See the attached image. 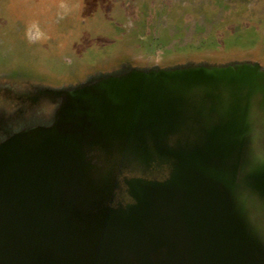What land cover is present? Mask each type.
Masks as SVG:
<instances>
[{
    "label": "water",
    "instance_id": "obj_1",
    "mask_svg": "<svg viewBox=\"0 0 264 264\" xmlns=\"http://www.w3.org/2000/svg\"><path fill=\"white\" fill-rule=\"evenodd\" d=\"M41 92L59 101L53 127L30 126L0 142V264H264V221L221 195L216 202L212 190L234 186L210 164L203 200L194 206L184 181L158 197L160 212L137 187V204L103 207L86 193L81 169L88 155L107 158L117 144L138 157L172 141L240 147L255 125L250 110L260 99L264 110L259 62L129 66ZM206 102L223 106L221 124H210ZM192 126L200 131L188 133ZM255 189L264 197V179Z\"/></svg>",
    "mask_w": 264,
    "mask_h": 264
},
{
    "label": "rangeland",
    "instance_id": "obj_2",
    "mask_svg": "<svg viewBox=\"0 0 264 264\" xmlns=\"http://www.w3.org/2000/svg\"><path fill=\"white\" fill-rule=\"evenodd\" d=\"M246 60L264 63V0H0V142L41 125L42 101L55 109L41 90L69 88L71 78ZM249 146L228 155L225 168L233 178L240 171V204L263 222L264 199L250 197L243 176L259 167L264 145ZM107 158L86 191L105 208L125 199L127 175L162 174L135 155Z\"/></svg>",
    "mask_w": 264,
    "mask_h": 264
},
{
    "label": "flooded vegetation",
    "instance_id": "obj_3",
    "mask_svg": "<svg viewBox=\"0 0 264 264\" xmlns=\"http://www.w3.org/2000/svg\"><path fill=\"white\" fill-rule=\"evenodd\" d=\"M250 35V34H248ZM250 37V36H249ZM260 63V65L264 68V63H261L260 61H257ZM227 63V62H223ZM219 63V64H223ZM214 64V63H212ZM216 64V63H215ZM122 68V67H121ZM90 77V75L88 76ZM88 77L85 78H71V81H68L66 85L68 86H76L81 83L86 82L89 80ZM5 80V79H3ZM86 80V81H85ZM9 81H4V84H8ZM65 85V84H64ZM2 87H7L11 88L9 85H5ZM222 94V99H228L232 100L231 97L225 92ZM25 96V95H24ZM196 98L199 97V95H195ZM27 99H30L29 96H26ZM25 98V99H26ZM43 100V99H42ZM198 100V99H197ZM49 100H43L42 105H41V114L42 117L47 118L43 119L41 126L45 127H53V124L55 123L54 121V116L56 113V110L59 106V101L55 102L54 106L55 109L52 110L51 112H48V105H49ZM261 102L262 100H258L250 110L251 114V120L255 121V125L251 126L252 129H249V139L242 144L240 147L234 146V145H227L224 147H213L209 148L203 143H193V144H178L175 141H172L169 143L168 146L160 148V149H152L151 154L149 156L145 155L144 153L139 156L142 162H145L150 169H156V171L161 172L162 174H154L153 176L144 174V173H138L136 172L135 175H127L129 178V182L127 184L128 190H126L125 193V199H121L120 203H111L110 207L114 209H120V208H126L128 205H133L137 204V200L133 193H137V190L135 187L138 189L137 195L140 197H143V193H148L153 195V197H156V210L159 211L160 201H158V197L165 198L164 195H171L173 190L179 189L181 185H183L184 181H186L187 188L189 190V197H192V201H194L196 206L197 203V198L199 195H201L199 198H202L203 200L205 193L207 190H205V186L207 185V176L203 173L205 170V166L210 164L211 167L217 168L220 172L225 174L229 180L233 182V188H229L228 183L226 184V190L225 193L219 191L217 189L215 192L214 190V196L216 197V202L217 198L222 196V202L228 206L230 204H234L236 202L240 203V191L238 189L239 185L238 182L241 180L239 179L240 177V171L235 172V178L231 176V174L228 172V168L226 167L227 163H230L231 160H227L228 155H233L235 152H239L244 146L250 144L249 147H252L254 145L263 144L264 145V126L262 123H264V110L261 109ZM195 106V105H194ZM204 111L205 113H210L212 115L210 124L213 125H219L223 122L222 116H224V109H222L221 104H216L215 102H206L204 105ZM189 111H195L193 108H189ZM50 114V115H49ZM48 115V116H47ZM30 127V126H24L22 129H19L22 131L23 129ZM18 131V132H20ZM200 131V127L198 126H192L188 127V133H194L197 134ZM13 132V130H12ZM7 138L10 137V132L7 131ZM4 134V135H5ZM4 139L3 141H5ZM99 149V148H97ZM113 152L116 150L119 154L126 153L127 148L126 146L122 144H117L115 147H113ZM104 161H109V158L106 157H98L97 153L88 155L87 159L81 163V169L84 172V176L87 177V183H89V178L88 175H92L94 172V177L99 178V168L102 162ZM74 166V165H73ZM245 176H247L245 180ZM209 178V177H208ZM212 178V177H211ZM256 178H262L264 179V155L261 158L260 165L259 167L255 168V165L252 164L250 168L247 169V174L244 173L243 176V185H247L248 189L252 191L250 193V197L257 198V196L261 199L264 197L255 189V180ZM239 179V180H238ZM209 181V179H208ZM217 182L218 180H213L210 179V182ZM94 182V181H93ZM134 182H137L135 184ZM135 184V185H134ZM245 185V186H246ZM216 188H218L217 185L214 184ZM89 187V185H88ZM240 188V187H239ZM172 189V190H171ZM194 189V193L192 190ZM231 189V190H230ZM149 191V192H147ZM239 191V192H238ZM244 191V190H243ZM175 191H173L174 193ZM198 193V194H197ZM197 197V198H196ZM225 198V199H224ZM196 208V207H194ZM255 209V208H254ZM253 207L251 210H253ZM156 212V211H155Z\"/></svg>",
    "mask_w": 264,
    "mask_h": 264
}]
</instances>
